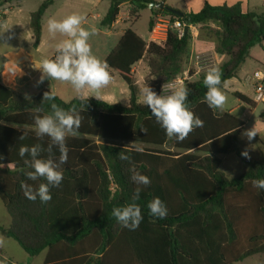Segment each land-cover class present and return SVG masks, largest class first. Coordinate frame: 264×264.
Here are the masks:
<instances>
[{
    "label": "trees",
    "instance_id": "obj_1",
    "mask_svg": "<svg viewBox=\"0 0 264 264\" xmlns=\"http://www.w3.org/2000/svg\"><path fill=\"white\" fill-rule=\"evenodd\" d=\"M108 1L102 27L113 24L123 3H128L129 22H133L141 10L157 2ZM52 3L45 0L30 14L34 47L40 41L42 16ZM149 11L151 17L161 14L184 22L187 16L199 39L212 42L214 53L227 58L217 66L221 89L236 77L250 49L264 43V9L243 12L240 4L205 3L199 11L182 15L166 5ZM190 41L189 30L178 38L168 29L164 41L146 43L126 29L104 59L111 77H118L128 90L123 104L82 95L65 102L56 94L53 100L43 101L48 89L29 100L0 83V201L10 219L0 232L30 257L45 251L43 264H235L264 254V190L252 183L264 179V157L246 160L237 148L244 122L227 111L209 108L204 101L208 70L185 84L187 104L203 126L182 142L168 139L150 109L138 102L133 67L147 57L145 86L160 94L161 87L183 71ZM234 96L255 106L240 93ZM52 103L65 110L75 107L82 122L78 134L66 139L68 161L61 166V185L50 189L48 203H41L39 198H26L21 188L22 183L37 188L46 181L27 179L25 173L32 169L24 160L30 157L21 158L19 148L35 144L47 148L51 141L47 136L37 138L34 116L49 114ZM121 151L131 160H121ZM230 154L245 162L247 169L229 179L219 170L217 157ZM59 156L54 146L53 159L58 162ZM41 158H48V153L42 152ZM133 167L151 183L139 186L142 191L135 202L143 219L137 229L130 230L117 222L112 209L133 202L138 187L131 180ZM155 197L165 203L166 218L149 214L147 205Z\"/></svg>",
    "mask_w": 264,
    "mask_h": 264
},
{
    "label": "clouds",
    "instance_id": "obj_2",
    "mask_svg": "<svg viewBox=\"0 0 264 264\" xmlns=\"http://www.w3.org/2000/svg\"><path fill=\"white\" fill-rule=\"evenodd\" d=\"M84 17L79 14H71L63 19L50 18L47 21V30L52 35L60 34L67 37L55 45V58H44L39 65L34 66L42 73L40 82L45 78L66 82L71 84L76 93L81 94L84 89H89L97 100L100 97L101 89L107 87L111 82V74L108 70L109 66L106 61H102L92 54L91 46L88 43L90 35L94 34L95 29L91 31L82 26ZM8 71L12 75L20 72L17 65H13ZM222 73L219 67H211L205 74L203 84L207 89L204 101L209 108L213 110H223L227 97L221 90ZM163 91L165 86L163 85ZM167 94H157L149 85L140 89V103H143L150 109L152 116L156 122L165 130L168 139H176L184 141L190 133L196 128L203 126V121L195 115L187 104L189 89L186 86L172 88L168 85ZM26 99L30 97L26 95ZM55 93L45 92L44 100H53ZM83 98V97H81ZM37 112L41 109L37 108ZM82 117L75 107L65 110L55 103L51 104V112L44 115L34 116V131L37 138L42 139L47 136L50 143L47 148H43L40 144L31 147L22 145L19 148V156L25 159L24 163L32 169L25 173L27 179L36 181L43 178L46 183H40L37 188L32 185L22 183L21 188L26 198L36 201L39 198L41 203H48L51 199L52 187L58 188L63 181V171L61 166L67 164L68 147L66 139L70 136L74 137L78 134L81 126ZM142 130V129H141ZM144 131V130H142ZM257 134L256 127L246 130L242 136L251 140ZM22 135L20 139H23ZM57 147L60 156L58 162L53 159V147ZM137 151L140 149L137 148ZM46 151L48 158H41V153ZM121 160H131L129 155H125L123 151L119 154ZM242 155L247 156L244 152ZM132 175L131 180L138 185L132 197L131 203L123 207H114L112 216L123 227L135 230L139 227L143 216L141 207L135 202L140 198L142 188L139 186H148L151 181L148 176L140 173L134 167L130 169ZM253 187L264 190V179L254 180ZM149 214L156 218H166L168 209L165 203L159 198H153L147 205ZM3 240L0 239V245Z\"/></svg>",
    "mask_w": 264,
    "mask_h": 264
},
{
    "label": "crops",
    "instance_id": "obj_3",
    "mask_svg": "<svg viewBox=\"0 0 264 264\" xmlns=\"http://www.w3.org/2000/svg\"><path fill=\"white\" fill-rule=\"evenodd\" d=\"M43 1L45 0H21L11 2L0 0V83L24 97H26L27 95L31 98L33 95L42 91L43 89H48L57 95L62 85V82H58L57 80L48 78H45L42 82H40L42 73L39 69L34 67L39 65L42 59L52 58L56 53L55 49L52 48L64 39L60 34L52 36L48 32L47 21L50 18L59 20L71 14H79L83 17L91 16L93 20L97 21L99 29L105 30L106 34L108 35L111 32H114V35L120 37V35L126 29L130 28L144 41L143 37L138 34L136 30H133L131 28L133 26L132 24L136 21L129 22V18L124 22L112 24L109 27H102L100 25V21L109 7L108 0H53V3L46 9L42 16L40 41L38 45L34 47L32 30L30 27V14L36 11V9ZM158 1L160 0H157V2ZM162 2L164 5L183 14L197 12L205 3L213 6H231L240 4L243 12L259 13L262 9H264V0H164ZM100 6H103L104 13H94V10H96ZM120 9L122 11H129L128 3H123L120 6ZM82 25H85V21H83ZM128 25H131V27H129ZM148 36L149 37L147 42L144 41L146 43L150 42L149 31ZM255 46L262 47L264 46V43L260 45L256 44ZM194 48L196 50L206 49L205 51L212 53L215 58L220 59V61H225L223 56H217L214 53V45L212 42L203 41L197 38L193 45V49ZM51 49V53L45 55L46 51ZM249 56H251L250 51ZM141 62L142 61H139L133 67V70L138 67ZM13 65H17L20 69V72H18L16 75H12L8 71V69ZM122 91L124 90L122 89ZM82 96L89 97L85 95ZM103 97L105 98L103 99V101L105 100L108 103H111L110 100L114 96L107 93L104 94ZM260 144L262 145V147H264V143ZM254 151L257 152L256 150H253L251 152ZM262 157H264V155H262ZM8 225L9 223L7 225H2L1 227L6 228ZM0 239L3 240V244L0 245V264H4V262H7L8 264H18L16 261H14V259L10 257L9 252L6 248V246L9 245L8 239L10 238H7L2 232H0ZM41 253L43 254V256L41 257L40 261L32 264H43L45 251ZM41 253L39 255H41ZM39 255L34 256V259L39 257Z\"/></svg>",
    "mask_w": 264,
    "mask_h": 264
},
{
    "label": "rangeland",
    "instance_id": "obj_4",
    "mask_svg": "<svg viewBox=\"0 0 264 264\" xmlns=\"http://www.w3.org/2000/svg\"><path fill=\"white\" fill-rule=\"evenodd\" d=\"M103 6L98 7L94 10V13H104ZM164 17V16H163ZM152 18V19H151ZM168 19L169 17H164ZM150 19L154 21V17L150 15V11L148 9L141 10L139 12L138 19L133 20L132 27L128 25L133 30H136L138 34H140L144 41L148 40V27ZM85 25H82L87 30L91 31L93 28L95 29L94 34L90 35L88 43L91 46L92 54L95 55L100 60L104 61L105 57L110 53V51L115 47L119 37L114 35V32H111L109 35L106 34L105 30L99 29L97 25V21L93 20L91 16L84 17ZM63 38H67L63 36ZM199 39V37H198ZM195 41H190L189 51L183 60V70L189 71L190 74H194L195 72V63L194 56L197 54L199 56V66L201 67L200 72L208 70L211 67H217L222 63L220 59L215 58L212 53L205 51L206 49H193ZM55 47V46H54ZM52 49H55V48ZM51 50H47L45 55L50 54ZM250 54L244 64L241 66L238 71L236 77L227 81L223 88L221 89L227 97V103L223 110L227 111L241 119L245 125L241 132L239 143H238V151L240 154L247 152L248 155L244 156L245 159L256 160L260 159L262 155H264V147L260 143H264V118H260L262 114H264V103L256 102L254 107L247 106L241 103L234 96V93H240L250 100L254 101V78L252 76L255 71L264 72V46H253L250 49ZM226 60L227 58L223 56ZM200 72L196 75H193L189 82L197 80ZM134 79L136 85L138 87L139 95L138 102L140 100V89L145 86L144 79L148 75V67H147V57L142 59V62L138 67L133 70ZM60 82V81H58ZM122 89L124 91H122ZM89 91V92H88ZM84 92V93H83ZM81 94L76 93L71 84L62 82L59 92L57 96L67 102L73 99L78 95L85 96H94L93 93L89 89H84ZM112 94L114 97L110 100L111 103L119 102L121 104L125 103L128 98V91L125 87V84L118 78L112 77L109 85L100 91V99H105L103 97L104 94ZM105 101V100H104ZM107 102V101H105ZM140 103V102H139ZM219 110V109H218ZM256 127L257 134L251 140L247 137L242 136V133L246 130H250ZM256 150L257 152H251ZM220 161L219 170L225 175L227 178H234L243 173L247 169V164L240 159L237 158L235 154H230L227 156H219L217 157ZM9 223V216L0 202V226L7 225ZM8 246H6L9 255L14 261L18 264H32L40 261L43 254L39 255V257L35 258L30 257L25 254L17 244L12 240L8 239ZM235 264H264V254H255L241 262H237Z\"/></svg>",
    "mask_w": 264,
    "mask_h": 264
},
{
    "label": "built area",
    "instance_id": "obj_5",
    "mask_svg": "<svg viewBox=\"0 0 264 264\" xmlns=\"http://www.w3.org/2000/svg\"><path fill=\"white\" fill-rule=\"evenodd\" d=\"M129 18V11H122L119 10L115 21L113 24L121 23ZM186 26V23L184 21L178 20V19H166L161 14H156L154 16L153 26L150 31V41L155 43H160L165 40L166 33L168 29H172L176 32L178 38L182 37L184 34V27ZM188 30L191 36V41H195L198 37V30L196 26H193L191 24H188ZM194 63H195V72L194 74H190V72L187 70H183L179 75L172 78L170 81L164 84V93L163 87H161L160 94H167L169 89L168 85H171L172 88H177L180 86H185L187 82L190 81L193 75H196L198 72H200L201 67L199 64V56L196 54L194 56ZM55 58V56L53 57ZM201 73V72H200ZM254 78V84H253V90H254V102H260L264 103V72L262 71H255L252 74Z\"/></svg>",
    "mask_w": 264,
    "mask_h": 264
},
{
    "label": "water",
    "instance_id": "obj_6",
    "mask_svg": "<svg viewBox=\"0 0 264 264\" xmlns=\"http://www.w3.org/2000/svg\"><path fill=\"white\" fill-rule=\"evenodd\" d=\"M164 4L162 1H158V2H155V3H152L148 6V9L151 10V9H161L163 8ZM175 14H178V15H182L180 12H174ZM185 23H186V26L184 27V32H187L188 31V24H189V19L188 17L186 16L185 17Z\"/></svg>",
    "mask_w": 264,
    "mask_h": 264
}]
</instances>
